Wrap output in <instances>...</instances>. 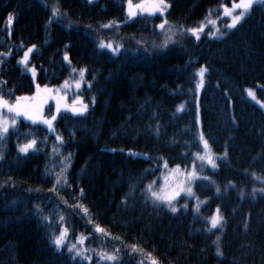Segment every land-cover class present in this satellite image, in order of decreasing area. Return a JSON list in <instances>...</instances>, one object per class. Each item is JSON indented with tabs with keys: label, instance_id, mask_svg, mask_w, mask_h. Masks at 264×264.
<instances>
[{
	"label": "trees",
	"instance_id": "obj_1",
	"mask_svg": "<svg viewBox=\"0 0 264 264\" xmlns=\"http://www.w3.org/2000/svg\"><path fill=\"white\" fill-rule=\"evenodd\" d=\"M165 2L163 15L129 18L128 0H0V95L14 102L34 92L19 60L35 45L28 64L39 85L85 68L91 88L80 93L94 98L83 115L62 112L54 132L19 118L0 139V264H113L97 256L104 251L115 264H264V2L235 28L220 14L223 25H206L199 40L189 30L231 0ZM101 40L122 47L113 53ZM201 132L217 168L199 166L194 195L178 197L176 212L153 203L148 185H160L165 161L192 166ZM31 139L36 148L20 152ZM64 164L68 183L52 192ZM217 208L222 227L209 231ZM64 227L71 242L86 237L90 261L56 249L53 234Z\"/></svg>",
	"mask_w": 264,
	"mask_h": 264
},
{
	"label": "snow or ice",
	"instance_id": "obj_2",
	"mask_svg": "<svg viewBox=\"0 0 264 264\" xmlns=\"http://www.w3.org/2000/svg\"><path fill=\"white\" fill-rule=\"evenodd\" d=\"M254 2H255V0H238V2H237V0H231V7H228L227 5L222 6L223 7V15L225 17L230 18V20H231V22L229 24H227L226 27L229 29L235 28L245 18L246 14L253 7ZM260 2H264V0H260ZM136 7L137 8H143L145 11H148L150 14H153V15L156 14L157 12L160 13L161 15H163L165 9L170 7V5H168L165 2V0H153V3L151 4L150 8H145V6L143 4L137 5ZM237 10H239V11H237ZM52 12H53L54 18L59 17V14H60L59 13V7H54L52 9ZM128 14H129V16L137 15V12L133 10L132 0H128ZM11 20H12V17L9 16V22H11ZM209 23L215 27L217 22H216V20H210ZM111 26H112L111 24L103 25V27H105V28H108ZM159 28L163 30L165 28V24L164 23L160 24ZM203 30H204V25H201L199 28H193V29H190L189 31L193 35H195L197 40H199L200 39L199 33L202 32ZM219 31H220L219 28H216V32H219ZM209 35H214V33H210ZM170 40H171V36H168L161 46L166 47ZM35 47L36 46L33 45L32 47L28 48L27 51L24 52L23 58L21 59V61H19V63L27 66L28 60H29V55L33 52ZM99 47L101 49L107 48V49H110L113 53H117V52H119V49L122 47V45H118V46L114 47L113 43H105L104 41L101 40L99 42ZM64 59L65 60L68 59L67 55H65ZM29 70L32 72L33 77H35V75H36L35 66H32ZM207 71H208V69L206 67L200 69V71L198 73L200 80L196 86L197 90H200L204 87V76H205V73ZM72 72L76 73L77 69L73 68ZM86 72H87V69H80L78 71L79 79L74 82V86L77 90L80 89L82 84L84 83ZM87 86H88V88H91L90 83ZM70 87H72V85L69 84L68 80H65L63 85H62V88L64 90H67ZM42 93H43V95H42ZM247 94L253 100H256V93L252 89H248ZM9 95H11V93H9ZM65 99H66V96L60 94V89H52V88H49L47 85H45L44 88L41 89L39 84L36 85V93L34 96H32V97H27V96L15 97L14 103H11L3 95H0V139L4 138L8 134L10 127H12L13 129L15 128L16 119L20 116H23L27 120H30L33 124L42 123V124L46 125L49 130L55 131L54 122L57 119V115H59V113L62 110V101ZM49 100L55 101V113L51 114L50 118L45 117L43 115V108H44L45 104L48 103ZM92 102H94V98H92ZM73 103L74 104L79 103V104H82L83 106L80 108H77V107L69 108L67 105H63L64 109L70 110L73 113H77V114H83L88 109V105L83 104V100L80 98H77L76 100H74ZM262 106H264V104H262ZM183 110H184V106L179 105L177 108V111H183ZM49 111L51 112L52 110L49 109ZM4 113L11 116L10 121L8 119L3 118ZM157 130H158V127H157ZM56 139L58 141H60L61 143H63V137L57 135ZM199 140L203 145L204 154L201 155L200 153H196L195 154L196 159H198L201 162L206 161L208 165H210L213 169H216L217 168V164L215 162L216 157H214V155L212 154L208 140H206L204 138V135L202 132L200 133ZM36 145H37L36 139H31L27 143L21 145L19 147V151L27 154L30 149L34 150L36 148ZM225 155H227V153H225ZM2 158H3V156L0 155V159H2ZM70 158H71V154L69 153V155L67 157H64V160L70 162ZM68 166H70V164H64L61 167V170L59 173H53L55 185L53 186L52 189H50V191L56 192L57 191L56 186L63 187L64 185H66L68 183L67 177L65 175ZM164 167L165 168L168 167L166 161L164 162ZM179 170H180L179 166H177L176 171L179 172ZM187 178L189 179V186L186 188L180 187V188L173 190L169 193L161 194L157 191H154L153 186L151 184H149L147 187V192L150 195V197L152 198L153 203H156V202L164 203L170 208V210L172 212H176L178 209L173 206V201L180 195L181 191H184L189 196L194 195V193L192 192V188L190 186L191 181L200 178L197 175L195 165H193L192 171L187 173ZM257 179H259V177H257ZM255 191H256V189H253L254 193H255ZM261 191L264 192V189H261ZM217 192H219V188H217ZM80 194L83 195L82 189L80 190ZM241 195H243V193H241ZM65 203H66V201H65ZM199 204H200V202L197 198V207H196L197 212H199ZM184 207L187 208V205H184ZM83 211L85 213H87L88 209L84 208ZM44 218H45V220L49 219L48 217H44ZM59 219L61 221H63L64 217L61 215L59 217ZM223 219L224 218L220 215L219 208H217L216 214L210 218L211 228L209 229V231H211V229H216L218 227H222ZM95 231L100 232V233H104L105 229H103L99 226H96ZM68 234H69L68 229L66 227H64L59 232V235L53 234V241L52 242H53V244L57 250H61L64 248ZM85 239H86V237H82L79 240V243L82 245L84 243ZM219 239L220 238L217 237V242L219 241ZM131 250L133 252L139 251V249L136 245H132ZM67 251L69 253H74L73 259H75V257H81L85 260H89V261L91 260L90 257H87L84 255V253L87 251V249L78 248L77 244L70 245L67 248ZM115 252L118 253L119 249H116ZM217 254L222 255V253L219 250V247H217ZM97 256L101 260H107V261L113 262V264H115V262H117V260H118L117 255L108 254L105 252H99V253H97ZM152 264H157L155 259L152 260Z\"/></svg>",
	"mask_w": 264,
	"mask_h": 264
},
{
	"label": "rangeland",
	"instance_id": "obj_3",
	"mask_svg": "<svg viewBox=\"0 0 264 264\" xmlns=\"http://www.w3.org/2000/svg\"><path fill=\"white\" fill-rule=\"evenodd\" d=\"M255 1H257V0H255ZM237 2H238V1H237ZM152 3H153V0L133 1V2H132L133 10L137 12V15L150 14L148 11H145L143 8H137L136 6H137V5H140V4H143V5L145 6V8H150ZM228 7H231V5L228 6ZM221 10H222L221 13H218V14L215 15L214 17H212V16L210 15L209 18H208V20H209V21H210V20H216L217 24L220 26L219 22L222 20L221 18H222V17H225V16L223 15V7H222V6H221ZM237 11H239V10H237ZM126 12H127V14H128V3H127V5H126ZM157 13H158V12H157ZM220 14H222V17H221ZM11 17H12V16H11ZM128 17H129V18H132V17H134V16H129V14H128ZM226 18H227V24H229V23L231 22V20H230V18H228V17H226ZM207 23H208V22H205L204 27H205L206 25H209V24H210V23H208V24H207ZM220 23H221V25H223L222 22H220ZM227 24H226V25H227ZM212 27H214V26L212 25ZM215 27H217V26L215 25ZM215 27H214V28H215ZM29 48H30V47H29ZM26 51H27V50H26ZM26 51H25V52H26ZM23 55H24V54H23ZM29 57H30V55H29ZM22 58H23V56L21 57V59H22ZM21 59H20L19 61H21ZM28 61H29V60H28ZM20 65L23 67V69H24L26 72H28V73L30 74V76L32 77V79H33V81H34V83H35V89H34V92H33L32 94H30V95L27 96V97H32V96H34L35 93H36V85L38 84V83H37V70H36V75H35V77H33L32 72L29 70V69L32 67L31 65L28 64L27 66H25V65H23V64H21V63H20ZM73 68H75V67H72V69H73ZM35 69H36V68H35ZM75 69H77V72H76V73H73V72L71 71L72 78L67 79V80L69 81V84L72 85V87L68 88L67 90H64V89L62 88V85H63L64 81H63L62 83L58 84V85H55V86H48L49 88H52V89H60V94L66 96V99L62 101V110H61V112L59 113V115H60L62 112H69V113H72V114H75V115H83V114H85L86 112H84L83 114H77V113H73V112L70 111V110H65V109H64L63 105H67L69 108H71V107H77V108L82 107V106H83L82 104H79V103L74 104V103H73V101L76 100L77 98L82 99V100H83V104H87L88 107L92 104V98H91V104H90V103L88 102V100H86L85 97L83 98V96H82L81 93H80V91L82 90L84 84L88 85V82L86 81V78H85V81H84V83L82 84V86H81L80 89L77 90V89L75 88V86H74V82H75L76 80L79 79L78 71H79L80 69H85V68H75ZM199 80H200V77L197 76V83L199 82ZM40 87H41V89L44 88V86H41V85H40ZM42 95H43V93H42ZM14 102H15V101H14ZM14 102H11V103H14ZM49 109H51L52 111L50 112ZM87 110H88V109H87ZM54 113H55V101H54V100H49L48 103L45 104V106H44V108H43V115H44L45 117H49V118H50L51 114H54ZM59 115H57V118H58ZM3 118H4V119H8L9 121L11 120V116L7 115L6 113L3 114ZM19 118L26 119L25 117L20 116V117H18V118L16 119V123H17V120H18ZM29 121H30V120H29ZM54 123H55V122H54ZM38 124H41V125L45 126V127L48 129V127H47L46 125H44V124H42V123H38ZM11 129H12V127L9 128V130H11ZM48 131H51V130L48 129ZM52 132H54V131H52ZM20 146H21V145H19V147H20ZM19 147H18V148H19ZM200 154H201V155L204 154V149H202V151L200 152ZM212 154H213V153H212ZM213 155H214V154H213ZM214 157H215V156H214ZM215 162H216V160H215ZM193 165H195V169H196V172H197L198 177H200L199 170L201 169L199 166H202V167L206 166V167H210V168L212 169V167H211L210 165H208L206 161L201 162V161H199L198 159H196V162H194ZM193 165H192V166H189V167H186L185 169L179 168V169H180L179 172L176 171V168H177V167H176V168H170V167H167V168L165 169V171L163 172L162 176H161V179H160V185H159V186L154 185V186H153V190H154V191H157V192H159V193H161V194H166V193H169V192H171V191H173V190H176V189H178V188H180V187H183V188L188 187V186H189V179L187 178V173H189V172L192 171ZM196 180H197V179L191 181L190 186H191V188H192V192H193V188H194V186H195V181H196ZM148 196L150 197L149 194H148ZM181 196H184V197H186V198L191 197V196L187 195L184 191H181V192H180V195H179L178 197H181ZM178 197H177V198H178ZM150 198H151V197H150ZM177 198H176V199H177ZM151 199H152V198H151ZM176 199H175V200H176ZM175 200H174V201H175ZM174 201H173V203H174ZM159 203H161V202H159ZM163 204H164V203H163ZM164 205H166V204H164ZM166 206H167V205H166ZM167 207H168V206H167ZM57 235H59V233H58ZM72 244H77V247H78V248H84V249H87V251L84 253L85 256H87L86 253H87L88 251H91V250H89L88 248H86L83 244L81 245V244L79 243V240H77V241L74 240V242H71V240H68V239L66 240V244H65V245H67V246L69 247V246L72 245ZM98 251H100V250H98ZM104 252H105V251H104ZM105 253H107V252H105ZM108 254H111V253H108ZM79 258H81V257H79ZM104 261H107V260H104Z\"/></svg>",
	"mask_w": 264,
	"mask_h": 264
},
{
	"label": "bare ground",
	"instance_id": "obj_4",
	"mask_svg": "<svg viewBox=\"0 0 264 264\" xmlns=\"http://www.w3.org/2000/svg\"><path fill=\"white\" fill-rule=\"evenodd\" d=\"M253 150L251 151V154L253 155V158L257 155V150H258V148H257V150L253 147L252 148Z\"/></svg>",
	"mask_w": 264,
	"mask_h": 264
}]
</instances>
